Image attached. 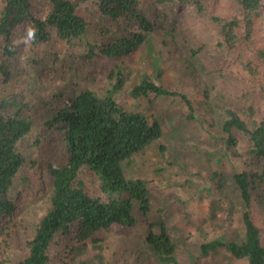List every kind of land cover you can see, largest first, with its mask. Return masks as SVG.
<instances>
[{
  "label": "trees",
  "instance_id": "trees-1",
  "mask_svg": "<svg viewBox=\"0 0 264 264\" xmlns=\"http://www.w3.org/2000/svg\"><path fill=\"white\" fill-rule=\"evenodd\" d=\"M88 1L0 0V264H178L168 223L185 198L168 201L165 216L159 210L160 217H146L150 195L160 187L152 176L159 171L138 170L136 160L163 136L164 122L168 136L176 132L177 143L194 148L193 137L202 129L194 101L171 90L160 67L133 74L115 65L99 78L98 88L72 81L89 73L82 65L97 58L116 62L150 38L162 50L171 47L168 61L178 82L187 73L197 80L202 99L196 107L213 141L210 146L198 141L195 149L205 146L208 161L214 155L229 159V182L223 162L208 173L211 184L204 189L208 195L214 184L227 206L212 199L207 215L197 218L200 190L189 189L194 207L181 214L195 226L188 249L196 255L190 252L188 264H264V235L252 210L253 193H264V0H223V8L222 0H96L97 18L81 12ZM185 4L219 32L212 42L226 60L230 55L235 60L229 63L244 64L233 100L213 97L221 85L230 86L225 68L209 69L198 60L201 48L176 42L172 14L154 7ZM89 33L93 42L86 39ZM56 43L67 49L63 55L55 52ZM203 73L205 82L198 79ZM59 78L68 85L48 98L47 83ZM125 85L136 102L151 109L157 101L165 103V117L118 103ZM168 146L161 144L159 151ZM31 149L36 155L28 159ZM171 150L166 167L180 160L178 150ZM208 167L202 162L199 168L182 167L180 174L198 183ZM86 171L96 177L102 195L88 189Z\"/></svg>",
  "mask_w": 264,
  "mask_h": 264
},
{
  "label": "rangeland",
  "instance_id": "rangeland-1",
  "mask_svg": "<svg viewBox=\"0 0 264 264\" xmlns=\"http://www.w3.org/2000/svg\"><path fill=\"white\" fill-rule=\"evenodd\" d=\"M95 1H88L86 4L82 5L81 12L87 17V18H97V9L95 7ZM226 6L225 1L222 0V8ZM154 7H157L159 9H162L163 11L172 14L173 19L175 20V31L177 32L175 36V41L182 43L181 40L184 41V43L189 41L192 46L196 48H201L200 53L198 54V60L203 61L209 69H214L216 66L225 68L227 73L225 76L229 78L230 80V86H223L222 91L220 93H217L216 91L213 92V97H218L220 95H223L224 97H227L230 100H233L234 97H236V92H239V88L236 86V79L239 78L240 75L246 74V68L244 67V64L242 61H234V62H228L235 60V58L228 56V61L226 58L215 48L212 38L219 36V32L215 29L210 27L206 22L205 18H202L196 11V9L189 5L185 4L182 6H158L154 5ZM262 30L264 31V21L261 24ZM192 30V32L190 31ZM175 33V32H174ZM86 39L90 42H93L94 35L87 34ZM151 40V41H150ZM150 42L143 45V47L136 53L131 54L129 56L121 57L116 62L108 61L106 59H99L97 58V61H93V64H88L81 66L82 70L84 72H89L84 77H80L76 75L77 77L73 78L74 83H79L80 86H89V87H96L97 85H100V79L103 75L110 71L112 67L116 65V68L119 70L120 67H124V73H127L128 69H131V73H135L136 69L141 72L145 73H154L155 69L160 67L163 69L164 72V79L168 83V87L171 90H174L180 94H183L187 96L190 101L193 102V106L197 111L198 115H202L200 117V121L202 122L201 128H198L196 125L197 123H194V129L198 128L196 131L195 136L193 139V147L186 148L185 143H177L176 132L172 133L170 136H168V128L167 123H162L163 126V136L158 139L157 141L153 142L147 149L137 156L138 163L136 165V168L138 170L147 171L149 174L152 175L153 169L158 170V174L156 176H152L155 181L160 182V187L154 190L152 193L155 195H150V202H151V210L147 214L146 217H160L158 214L159 210L163 211V215L165 216L166 210L165 208L169 207L167 204V201H171L172 199L179 200L180 198L184 197L186 198L190 193L188 192L189 189L197 188L198 190H201L202 188H209L210 186L206 183L208 180V173L212 170H215L222 165L224 162L222 159L217 158V155H214L210 161H208L205 157V150L208 149L205 146H199V149L196 150L195 147L198 146V141L202 142L203 144H206L207 146L212 145L213 139L211 138V135L209 132H207V123L204 121L206 117L204 116V113H201L199 107H196L197 101L202 99L201 93L198 91L197 86V80L193 79V76H191L189 73L185 74L182 77V82H178V78L174 76L175 71L172 68L171 62L168 61V54L170 53L171 47L162 50L160 48V45L158 42L153 41V38L149 39ZM186 43L185 45H189ZM54 50L56 53L63 55L67 49L60 43H56L54 46ZM183 47H185L183 45ZM30 47H28L29 49ZM43 47L37 48V51H41ZM29 52V50H28ZM34 53V51H33ZM187 58H189L187 56ZM196 61V59H193ZM104 61V62H102ZM108 61V62H105ZM96 62V63H95ZM79 66V63H76L75 68ZM202 82H205V79H208V75L203 73L202 78H198ZM59 78L58 81H49L47 83L46 88L48 89L49 93H47V97L50 98V92L54 89H58L62 84L68 85L62 81ZM107 84L109 82L107 80H104ZM232 83V84H231ZM112 85L109 84V86ZM69 86H71L69 84ZM72 87V86H71ZM128 86H124L121 90H119L117 95V102L124 104L128 110L137 112V113H143L147 116H162L165 117V113L168 112L163 107L166 106L165 103L157 101V107L152 108L145 104L143 100L140 102H136L128 93ZM46 92V90H44ZM223 106V105H222ZM227 107V102H224V108ZM184 110L187 109L185 105H183ZM195 116V120L198 119V116ZM178 118L181 120L182 116H178ZM174 122H178V119H176ZM199 122V120H198ZM187 131L189 132V123L186 124ZM188 141L190 139L188 138ZM164 144L167 147V151L161 153L159 151V146L161 144ZM176 148L178 150V156L180 160L177 162V165H172L170 167H166L167 162L170 159V155L174 150H171L173 148ZM212 152V151H210ZM215 152V151H214ZM36 155V150L31 149L27 152V158L32 159ZM144 155V156H142ZM193 158L197 159V162H193ZM229 161V159H226ZM202 162H206V165L208 167V163H210L211 168L208 167L204 168L201 175L197 178L198 183H196L195 179L193 180V175L187 174L185 176L181 175V168H187V167H195V165L199 168ZM192 164V165H191ZM226 175L228 174V166L226 165L224 167ZM136 170V169H135ZM138 174L141 175V172L138 171ZM87 177L84 178L85 183L88 186V189H90L95 195H102V193L99 191V184L95 176H93L89 171H86ZM230 180V179H229ZM229 184V183H228ZM214 186V184H213ZM264 188V187H263ZM214 190H212V193L208 196L205 194V191L201 192L198 199L199 203L195 205L197 218H203L200 217L202 215H207L210 201L213 198L211 195H213ZM198 192V191H196ZM217 198H213L218 203H222L224 200L223 197H220L219 195L216 196ZM264 193L254 192L253 193V213H255L256 217L260 218L259 220H263L262 224L264 226V209L260 206V201L263 199ZM259 204V205H257ZM194 207V204H193ZM174 212H177V208H173ZM137 217H144L142 213L137 215ZM168 227L171 230V234L176 239L177 243V261L178 264H188L189 258L191 256H195L194 252L192 250L188 249L192 245L193 239H195L196 231L195 226L191 222H187L185 218L178 215V217H172L170 222L168 223ZM187 236V237H186ZM190 252L194 255L190 256Z\"/></svg>",
  "mask_w": 264,
  "mask_h": 264
},
{
  "label": "clouds",
  "instance_id": "clouds-1",
  "mask_svg": "<svg viewBox=\"0 0 264 264\" xmlns=\"http://www.w3.org/2000/svg\"><path fill=\"white\" fill-rule=\"evenodd\" d=\"M126 86V85H125ZM82 88H85L86 86H81ZM89 87V86H88ZM91 88V87H90ZM142 156H144V155H142ZM138 161V159L136 160V162ZM224 161V163H225V166L226 165H228L229 164V162L228 161H226V160H223ZM224 166V167H225ZM188 168V167H187ZM229 175L230 174H227L226 175V172H225V177L227 176V180H228V182H229ZM206 183L210 186V184H211V182H210V178H209V176H208V180L206 181ZM205 188H202L201 190H200V193L201 192H203V191H205L204 190ZM214 189V186L212 185V188H210V191H209V193L211 194L212 193V190ZM264 189V188H263ZM206 190H207V188H206ZM188 192H189V190H188ZM214 192V191H213ZM190 193V192H189ZM205 194L207 195V192L205 191ZM209 195V194H208ZM207 195V196H208ZM218 195V193H213V195H211L213 198H217L216 196ZM220 197H222L221 195H219ZM252 197H253V195H252ZM212 198V199H213ZM211 199V200H212ZM263 199H264V197H263ZM173 200V199H172ZM168 202V201H167ZM168 204H169V202H168ZM210 204H211V201H210ZM217 204L218 205H221V207L222 208H224L225 206H227V203H226V200L224 199L223 201H222V203H218L217 202ZM257 205H259V204H257ZM186 206L188 207V209H185L186 208ZM210 206V205H209ZM260 206L264 209V204H262L261 202H260ZM192 209H193V203H192V198H191V193L181 202V204H180V212H179V216H181V217H183V215L181 214V212H183V211H192ZM252 210H253V205H252ZM221 213H224L225 214V211H222V212H219V214H221ZM184 218V217H183ZM258 218V217H257ZM260 218H258V220H259ZM262 222H263V220H259V223H258V227H259V231L261 232V234H263L264 235V226H263V224H262ZM247 262V261H246ZM243 264H245V262L243 263Z\"/></svg>",
  "mask_w": 264,
  "mask_h": 264
}]
</instances>
